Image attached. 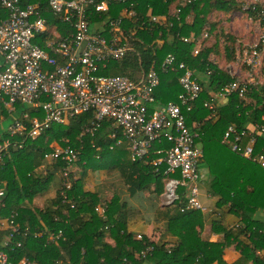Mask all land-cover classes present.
<instances>
[{"label":"trees","instance_id":"trees-1","mask_svg":"<svg viewBox=\"0 0 264 264\" xmlns=\"http://www.w3.org/2000/svg\"><path fill=\"white\" fill-rule=\"evenodd\" d=\"M39 2L42 14L64 33L71 28L61 24L50 12L47 0H25ZM135 15L125 18L123 27L129 33V49L124 57L110 61L99 72L103 75H124L138 80L153 64L159 75V84L154 90V103L151 108L165 105L169 101L178 102L182 88L178 82L180 70L161 69L164 57L171 53L176 62H183L199 77L202 91L190 110L182 108L185 122L204 124L205 128L195 141L202 149L199 167L208 170V186L212 195L217 197L216 206L226 207L238 217L237 224L225 228L214 222L212 230L222 233L223 240L210 242L203 240L197 230L202 225L201 213L198 210L180 211V206H173L174 214L171 228L175 231L178 242L173 246L166 243L150 241L144 236H133L123 229L122 224L112 219L110 204L106 199H99L93 193L83 190V177L73 179L71 185H63L61 169L66 163L61 159L47 165L46 155L57 147H70L79 153L78 163L82 169L98 166L96 158L120 154V149H128L126 140L120 131L112 126L111 120L104 119L98 131L90 136L84 133L83 127L93 118V112H84L69 118L66 123H52L36 138H25V133L10 137L0 128V141L9 138L12 142L22 143L20 148H9L0 168V186L5 190V208L2 214L17 212L16 222L21 233L16 240L19 247H9L6 251L15 264L25 257L37 264H263L264 262V219L256 216L264 214V169L255 162L249 161L233 152L222 141L225 130L233 125L237 130H244L255 137V153L264 154V83L251 84L240 96L238 92L226 98L214 99L213 108L204 105L211 102L214 94L222 87L235 80L226 70L219 68L209 60L213 48L197 47V40L184 42L181 38L204 33L207 15L213 9L226 11L232 1L228 0H132ZM127 1L113 2L110 11L95 13L93 21L104 20L106 16L117 17ZM258 11L259 8L255 6ZM255 13V12H254ZM149 14L155 15L157 21H151ZM253 14V12H252ZM191 17L188 21L187 18ZM264 19L262 20V22ZM133 32V34L130 33ZM134 37V38H133ZM229 52V48H225ZM211 69L210 74H206ZM220 100L225 101L221 103ZM212 103V102H211ZM22 111L33 116V110L16 103L12 112L0 107V122L20 115ZM41 118L42 115L38 114ZM30 128L29 121L25 122ZM255 126L253 132L248 128ZM115 132L114 137L111 134ZM121 140L120 144H116ZM247 137L243 139L246 142ZM171 143L162 139L154 144L153 149H167ZM112 147V148H111ZM128 154L130 151L128 149ZM158 155L150 153L149 161ZM131 160V157H130ZM84 162V164H82ZM45 163V166H42ZM60 171V186L57 193L43 208L32 205L33 198L47 190L53 169ZM131 166L138 176L162 181L164 177L153 173L150 163L143 160H131ZM164 168V167H163ZM106 203L107 219L103 220L95 211L96 205ZM109 203V204H108ZM27 228V233L23 230ZM23 233V234H22ZM34 233H39L35 236ZM49 233L53 235L51 239ZM108 233L114 240L109 244L105 238ZM4 232H0V240ZM233 245L239 257L232 263L223 259V251Z\"/></svg>","mask_w":264,"mask_h":264},{"label":"built area","instance_id":"built-area-1","mask_svg":"<svg viewBox=\"0 0 264 264\" xmlns=\"http://www.w3.org/2000/svg\"><path fill=\"white\" fill-rule=\"evenodd\" d=\"M124 1L129 5L123 6L117 17L107 15L102 21H93L95 13L107 14L113 2ZM46 2L53 16L71 28L70 31L61 34L56 24L42 14L39 2L0 0V107L12 112L14 105L20 103L30 107L34 113L30 117L28 112L22 111L7 128L0 122V128L10 137L26 132L25 138L34 139L52 123H66L77 114L92 111L93 118L83 127L84 133L93 136L104 119L111 120L112 126L126 140L131 160L150 163L153 173L164 177L163 199L166 205L175 206L184 199L181 212L205 211L198 197V183L202 179L199 169L202 149L195 142L203 124L188 126L182 111L183 107L190 110L199 97L202 91L199 77L196 78L185 63H177L175 56L168 53L161 69L180 70L178 82L183 91L178 96V102L169 101L151 108L155 99L154 90L159 84V75L153 64L138 80L99 73L108 62L122 59L129 49V33H126L128 29H124L123 21L135 15V10L131 8L132 0ZM251 8L256 10L255 5ZM149 16L151 21H157L155 15ZM206 35L204 32L197 37L190 35L181 39L184 42L197 40L198 43L199 37L202 39ZM199 49L196 47L194 53ZM236 59L258 80L254 81L253 76L239 80L227 68L226 71L235 80L222 87L214 94L212 103L205 102V106L213 108L214 99L226 98L233 92L243 96L249 85L264 83V27L258 40ZM211 72L207 69L206 74ZM26 121L30 123L29 129H26ZM115 135V132L111 134L112 137ZM245 137L247 140L243 142ZM162 139L170 142L171 146L151 151L154 144ZM222 141L233 152L264 169V154L254 152L255 137L252 134L229 125ZM120 143L121 140L116 141V144ZM10 146L20 148L22 143L12 142L9 138L0 141V168L5 157L9 156ZM151 152L158 156L149 161ZM56 159L66 163L61 175L63 185L69 188L68 168L78 161L79 153L70 147H57L46 155L47 162ZM4 196L5 190L0 186V232H4L0 240V264H15L6 249L21 245L16 236L22 229L16 222L17 212L2 214ZM106 208V203H102L96 205L94 211L105 220ZM23 233H27V228ZM49 237L52 239L53 235L49 233ZM17 264L37 263L22 257Z\"/></svg>","mask_w":264,"mask_h":264},{"label":"crops","instance_id":"crops-1","mask_svg":"<svg viewBox=\"0 0 264 264\" xmlns=\"http://www.w3.org/2000/svg\"><path fill=\"white\" fill-rule=\"evenodd\" d=\"M187 20L190 21L191 17H188ZM201 78L205 80V77L201 76ZM220 102L224 103L225 101L220 100ZM196 124V122L193 123L192 127ZM202 126L205 128L204 124ZM248 129L249 132H253L255 126H250ZM125 148L119 150L120 154L96 158L94 163L98 166H91L83 170L78 162L71 164L68 169L72 178L77 179L81 173H84L83 190L93 193L99 199L111 202L109 208L112 219L122 224L127 233H131L134 237L142 235L150 241L159 244L166 243V246L169 247L175 245L178 242V237L170 226L174 207L164 203L162 179L153 180L138 176L131 166L128 149ZM46 164L51 165L49 161ZM42 166H45V163ZM51 167L49 166V168ZM51 169L54 171L49 179L47 190L33 198L32 205L34 207L43 208L55 197L59 189L60 171ZM199 169L202 179L198 183V197L205 207V211H200L202 225L197 230L203 240L219 242L223 240V235L212 230L213 223L218 222L228 229L237 224L238 217L226 207L216 206L217 197L209 191L208 170L204 166H200ZM256 216L264 219L263 212H258ZM105 240L111 245L114 244L113 238L108 233H106ZM238 257L239 253L233 245L226 247L223 251V259L227 263H232Z\"/></svg>","mask_w":264,"mask_h":264},{"label":"rangeland","instance_id":"rangeland-1","mask_svg":"<svg viewBox=\"0 0 264 264\" xmlns=\"http://www.w3.org/2000/svg\"><path fill=\"white\" fill-rule=\"evenodd\" d=\"M228 1L233 2L228 10L218 11L213 9L209 12L207 23L204 26V32L207 35L202 39L199 37L197 47L213 48L209 60L223 70L230 68L239 80L253 76V80L257 81L255 75L249 73L247 67L241 64L236 57L242 56L243 51L248 50L249 46L256 42L261 34L264 27V23H262V19H264V0ZM253 5L259 8V12L252 10ZM226 47L229 48V52L226 51ZM198 76L201 77L200 74ZM9 123L10 119L7 118L3 123V127L7 128ZM50 161L52 163V160ZM51 163L49 162V164Z\"/></svg>","mask_w":264,"mask_h":264}]
</instances>
